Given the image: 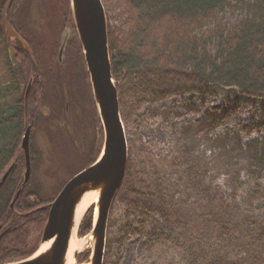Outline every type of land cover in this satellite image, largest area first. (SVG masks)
Instances as JSON below:
<instances>
[{
	"label": "rangeland",
	"instance_id": "1",
	"mask_svg": "<svg viewBox=\"0 0 264 264\" xmlns=\"http://www.w3.org/2000/svg\"><path fill=\"white\" fill-rule=\"evenodd\" d=\"M9 4L8 0H0V34L5 37L3 15H7ZM112 14L109 24L118 27L119 17ZM242 16L226 14L224 19L232 24ZM10 24L26 42L36 69L35 80L31 74L27 85L30 81L31 87L36 81L40 87L36 116L28 125L32 152L28 187L46 205L72 175L100 155L103 129L71 1L18 0ZM17 43L13 36L7 39L12 64L18 63L12 50ZM1 50L0 43V74H5L6 81L10 77L5 73ZM140 80L152 91L138 101L123 92V96L118 95L128 158L134 163L135 187H142L140 183L154 187L161 184L162 199L170 200L181 215L183 234L174 241L163 234L149 238V228H160L162 219L146 208H127L122 191L108 209L102 264L117 259L118 264H186L182 248L186 242L216 245L226 240L225 235L219 237V230L227 220L219 221L213 213L220 209L235 218L245 210V177L250 170L247 160L264 153V98L235 103L234 97L224 92L202 96L172 80ZM19 85L22 90V82ZM252 176L264 184V168H257ZM2 191L0 198L4 196ZM140 202L150 206L146 197ZM96 203H92L94 213ZM127 222L139 232L127 235L118 250V231ZM235 225L239 222L228 227ZM230 234L237 238V231ZM93 241L91 246L86 239L78 252L88 251L91 256ZM73 264L89 263L74 260Z\"/></svg>",
	"mask_w": 264,
	"mask_h": 264
},
{
	"label": "trees",
	"instance_id": "2",
	"mask_svg": "<svg viewBox=\"0 0 264 264\" xmlns=\"http://www.w3.org/2000/svg\"><path fill=\"white\" fill-rule=\"evenodd\" d=\"M17 1L11 0L7 10L10 23L15 19ZM101 1L106 15L111 75L120 82L115 83L118 95L123 96V92L138 101L152 91L140 79L164 78L182 83L202 96L224 92L233 96L235 103L264 98V0ZM113 12L119 17L118 27L109 24ZM235 13L243 16L229 24L224 16ZM0 43L5 73L10 77L4 81L5 74L3 77L0 74V178L11 167L0 188L4 192L0 202V225L2 229L9 228L0 238L2 264L25 258L35 251L46 221L47 206L41 204L38 195L29 191V180L22 183L21 137L36 116L40 96L36 81L31 84L27 96H24V87L31 74L35 80L36 69L20 42L12 49L17 64H12L10 47L3 34H0ZM121 82L124 83L120 86ZM31 155L30 149V161ZM248 161L245 210L235 218L220 209L213 213L219 221L221 218L227 220L219 230V237L225 235L226 240L216 245L186 242L182 245L186 264H264V184L252 176L257 168H264V153L249 156ZM133 168V160L128 158L123 182L115 196L119 197L123 191L121 198L127 208H146L158 213L163 225L150 227L149 238L156 239L163 234L174 241L183 234L180 213H176L170 200L162 199L158 186L161 184L154 187L140 183L142 187H135ZM144 197L148 199L149 207L141 204ZM92 216L91 205L79 224L78 237L90 231ZM235 221L239 225L228 227ZM234 231H237V238L230 234ZM118 232L116 244L121 250L127 235L139 230L127 222ZM88 254V251H82L76 260L84 261ZM118 262L119 259L110 264Z\"/></svg>",
	"mask_w": 264,
	"mask_h": 264
},
{
	"label": "water",
	"instance_id": "3",
	"mask_svg": "<svg viewBox=\"0 0 264 264\" xmlns=\"http://www.w3.org/2000/svg\"><path fill=\"white\" fill-rule=\"evenodd\" d=\"M70 1L93 97L102 124L103 147L99 157L66 181L49 203L47 219L40 239L41 244L50 241L49 246L36 256L33 253L23 260L7 264H64L68 240L74 223L75 206L85 192L96 190L98 191L97 211L90 232L94 241L91 257L86 262L102 264L108 209L125 174L127 144L119 112L117 90L111 75L104 7L101 0ZM3 23L6 38L10 39L11 36L18 38L26 52L30 54L25 41L12 28L6 15L3 16ZM29 87L30 81L25 94ZM29 131L30 126H27L20 145L25 164L24 183L30 174ZM10 170L11 167L1 177L0 186ZM79 222L80 220L78 224ZM76 255L77 252L73 257L75 258Z\"/></svg>",
	"mask_w": 264,
	"mask_h": 264
},
{
	"label": "bare ground",
	"instance_id": "4",
	"mask_svg": "<svg viewBox=\"0 0 264 264\" xmlns=\"http://www.w3.org/2000/svg\"><path fill=\"white\" fill-rule=\"evenodd\" d=\"M97 197H98V191H88L85 192L81 198L79 199V201L77 202L76 206H75V210H74V223H73V228L70 234V238L68 240V245H67V250L65 253V257H64V264H73L74 263V259H73V255L76 251H78V249H80L84 244L86 239L88 240V242L91 244L92 246V238L91 235H87L84 238H78L75 235L76 232V227L78 224V221L80 220L83 212L85 211V209L87 208V206L91 203H95L97 201ZM50 244V241L44 242L42 244L39 245L38 250L36 251V253L34 254V256L38 255L39 253H41L42 251H44Z\"/></svg>",
	"mask_w": 264,
	"mask_h": 264
},
{
	"label": "flooded vegetation",
	"instance_id": "5",
	"mask_svg": "<svg viewBox=\"0 0 264 264\" xmlns=\"http://www.w3.org/2000/svg\"><path fill=\"white\" fill-rule=\"evenodd\" d=\"M0 192H1V190H0ZM1 200H3V197H1L0 198V202H1ZM14 201V197L11 199V201H10V204H9V206L10 207H12V202ZM0 227H1V225H0ZM6 229H7V231L9 230V228L8 227H6ZM3 231V229L2 228H0V233ZM3 235V234H2ZM1 235V236H2ZM1 236H0V238H1Z\"/></svg>",
	"mask_w": 264,
	"mask_h": 264
}]
</instances>
